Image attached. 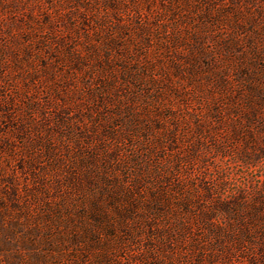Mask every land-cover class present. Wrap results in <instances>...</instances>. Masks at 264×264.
Masks as SVG:
<instances>
[{
	"label": "rangeland",
	"instance_id": "374dc122",
	"mask_svg": "<svg viewBox=\"0 0 264 264\" xmlns=\"http://www.w3.org/2000/svg\"><path fill=\"white\" fill-rule=\"evenodd\" d=\"M259 215L264 0H0V264H264Z\"/></svg>",
	"mask_w": 264,
	"mask_h": 264
},
{
	"label": "trees",
	"instance_id": "16d2710c",
	"mask_svg": "<svg viewBox=\"0 0 264 264\" xmlns=\"http://www.w3.org/2000/svg\"><path fill=\"white\" fill-rule=\"evenodd\" d=\"M248 225H241L243 227L238 230V237L234 239L235 243H238L243 245V244H252L255 243V237L251 235V232L249 230V226H254L257 223V228L260 230L258 233L261 235V242L258 244L260 248V252H262L261 255L264 254V217L263 216H257L255 218H251L250 221L248 222ZM258 239V238H257ZM264 256V255H263Z\"/></svg>",
	"mask_w": 264,
	"mask_h": 264
}]
</instances>
